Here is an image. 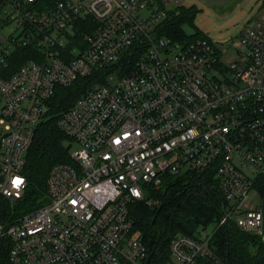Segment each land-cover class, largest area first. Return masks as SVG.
Listing matches in <instances>:
<instances>
[{
    "label": "built area",
    "instance_id": "obj_1",
    "mask_svg": "<svg viewBox=\"0 0 264 264\" xmlns=\"http://www.w3.org/2000/svg\"><path fill=\"white\" fill-rule=\"evenodd\" d=\"M177 6L0 0V259L148 264L129 206L166 175L186 172L218 178L226 207L217 226H261V211L244 205L264 177V14L240 29L237 58L224 65L211 40L159 35ZM12 21L15 30L4 34ZM21 48L40 54L17 66ZM80 78L89 86L57 121L72 162L51 167L42 204L17 212L46 102ZM212 234L176 235L167 264H228L210 247Z\"/></svg>",
    "mask_w": 264,
    "mask_h": 264
},
{
    "label": "trees",
    "instance_id": "obj_2",
    "mask_svg": "<svg viewBox=\"0 0 264 264\" xmlns=\"http://www.w3.org/2000/svg\"><path fill=\"white\" fill-rule=\"evenodd\" d=\"M40 1L52 4L60 0ZM196 14L194 6L179 5L167 11L158 28L159 35L178 42L206 38L194 25ZM186 26L193 29L192 34L185 31ZM38 53L34 48L17 50V66L35 60ZM89 84L87 79L80 78L69 87L57 86L46 102L45 117L37 123L26 153L27 186L22 200L16 202L17 212H26L42 204L51 167L72 162L70 140L59 129L57 121ZM252 190L264 199V177L256 178ZM225 207L226 201L214 172H186L166 175L157 189L148 187L144 199L129 206V214L134 231L147 249L148 264L171 261L169 244L176 235L195 236L198 230L213 224L209 245L221 259L228 264H264V242L257 233L241 230L233 221L217 226ZM0 264H9L6 254Z\"/></svg>",
    "mask_w": 264,
    "mask_h": 264
},
{
    "label": "rangeland",
    "instance_id": "obj_3",
    "mask_svg": "<svg viewBox=\"0 0 264 264\" xmlns=\"http://www.w3.org/2000/svg\"><path fill=\"white\" fill-rule=\"evenodd\" d=\"M178 5L195 7L197 14L194 25L206 37L197 39L211 40L217 48L220 62L224 65L237 58L240 29L248 20L264 14V0H231L219 7H206L199 0H178ZM15 28L16 22L12 21L3 32L7 35ZM184 29L188 34L193 33L189 26ZM263 200L255 190H251L244 207L259 206ZM213 228L214 224L208 226L207 230L211 231Z\"/></svg>",
    "mask_w": 264,
    "mask_h": 264
},
{
    "label": "crops",
    "instance_id": "obj_4",
    "mask_svg": "<svg viewBox=\"0 0 264 264\" xmlns=\"http://www.w3.org/2000/svg\"><path fill=\"white\" fill-rule=\"evenodd\" d=\"M256 208L259 209L262 213V223H261V226L255 232L262 238L264 242V200L259 206H254V207L247 208V209H256Z\"/></svg>",
    "mask_w": 264,
    "mask_h": 264
},
{
    "label": "water",
    "instance_id": "obj_5",
    "mask_svg": "<svg viewBox=\"0 0 264 264\" xmlns=\"http://www.w3.org/2000/svg\"><path fill=\"white\" fill-rule=\"evenodd\" d=\"M206 7H219L228 4L231 0H199ZM149 261V258H148Z\"/></svg>",
    "mask_w": 264,
    "mask_h": 264
},
{
    "label": "snow or ice",
    "instance_id": "obj_6",
    "mask_svg": "<svg viewBox=\"0 0 264 264\" xmlns=\"http://www.w3.org/2000/svg\"><path fill=\"white\" fill-rule=\"evenodd\" d=\"M16 183L18 184V183H19V181L17 180V181H16Z\"/></svg>",
    "mask_w": 264,
    "mask_h": 264
}]
</instances>
